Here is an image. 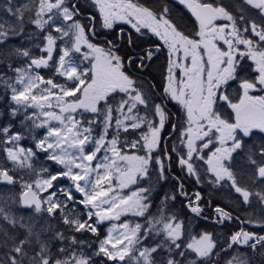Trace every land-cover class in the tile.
<instances>
[{"label": "snow or ice", "instance_id": "1", "mask_svg": "<svg viewBox=\"0 0 264 264\" xmlns=\"http://www.w3.org/2000/svg\"><path fill=\"white\" fill-rule=\"evenodd\" d=\"M0 66V264H264V0H3Z\"/></svg>", "mask_w": 264, "mask_h": 264}, {"label": "trees", "instance_id": "2", "mask_svg": "<svg viewBox=\"0 0 264 264\" xmlns=\"http://www.w3.org/2000/svg\"><path fill=\"white\" fill-rule=\"evenodd\" d=\"M4 69L2 66H0V70ZM7 104V96L4 100L0 101V111L4 112L3 116H0V126H3L5 123L9 122V116H8V109L6 107ZM22 119V116H17L14 119H11V122L13 123V125L17 128H19V122ZM24 142L26 143V141L24 140ZM23 142V143H24ZM28 146H31V141L29 140L27 142ZM219 230V229H218Z\"/></svg>", "mask_w": 264, "mask_h": 264}, {"label": "rangeland", "instance_id": "3", "mask_svg": "<svg viewBox=\"0 0 264 264\" xmlns=\"http://www.w3.org/2000/svg\"><path fill=\"white\" fill-rule=\"evenodd\" d=\"M3 92H5L4 91V86L2 85V84H0V95L3 93ZM23 118V117H22ZM38 134H43V129H40V130H38ZM26 141H29V140H27V139H25ZM23 144V143H22ZM25 146H28V145H26V144H24ZM109 225L107 224V222H105V224L103 225V227H102V231H104V230H106L107 229V227H108ZM243 250V249H242ZM132 264H135V262L133 261L132 262Z\"/></svg>", "mask_w": 264, "mask_h": 264}, {"label": "flooded vegetation", "instance_id": "4", "mask_svg": "<svg viewBox=\"0 0 264 264\" xmlns=\"http://www.w3.org/2000/svg\"><path fill=\"white\" fill-rule=\"evenodd\" d=\"M241 211H243V210H241Z\"/></svg>", "mask_w": 264, "mask_h": 264}]
</instances>
